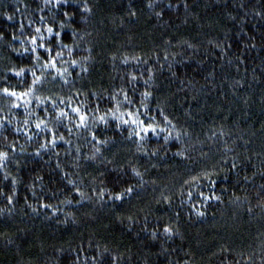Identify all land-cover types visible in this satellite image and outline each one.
I'll list each match as a JSON object with an SVG mask.
<instances>
[{
  "label": "trees",
  "instance_id": "obj_1",
  "mask_svg": "<svg viewBox=\"0 0 264 264\" xmlns=\"http://www.w3.org/2000/svg\"><path fill=\"white\" fill-rule=\"evenodd\" d=\"M0 264H264V0H0Z\"/></svg>",
  "mask_w": 264,
  "mask_h": 264
},
{
  "label": "snow or ice",
  "instance_id": "obj_2",
  "mask_svg": "<svg viewBox=\"0 0 264 264\" xmlns=\"http://www.w3.org/2000/svg\"><path fill=\"white\" fill-rule=\"evenodd\" d=\"M8 19H11V17H8ZM148 129H144V131H147ZM128 191L130 192L131 191V189H128ZM118 199L120 198V197H117ZM165 231H168L167 229H165Z\"/></svg>",
  "mask_w": 264,
  "mask_h": 264
}]
</instances>
